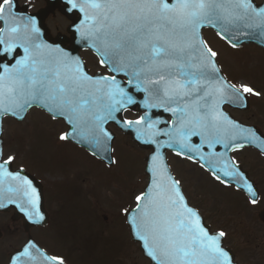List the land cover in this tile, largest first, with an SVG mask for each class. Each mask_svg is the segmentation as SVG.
Returning <instances> with one entry per match:
<instances>
[{"label": "snow or ice", "instance_id": "obj_1", "mask_svg": "<svg viewBox=\"0 0 264 264\" xmlns=\"http://www.w3.org/2000/svg\"><path fill=\"white\" fill-rule=\"evenodd\" d=\"M67 2L70 10L83 14L75 31L112 74L90 75L78 56L43 39L35 16L18 12L15 0H2L0 56L8 63L0 62V121L39 105L53 119L62 118L70 125L71 131L59 140L105 148L113 139L105 128L109 121L133 129L137 141L155 146L146 159L147 185L134 194V207L123 209L146 256L153 264H236L224 246L228 233L211 231L199 211L189 206L164 150L188 160L198 158L209 167L220 164L214 178L222 184L242 183L251 194L250 203L257 204L254 184L235 160L215 149L222 145L226 151H238L245 146L239 140L264 148V139L254 129L242 127L223 108L225 104L243 107L249 95L260 93L227 80L218 52L201 30L217 27L220 38L235 48L241 30L264 34V6L254 0ZM120 75L127 76V82L118 79ZM131 88L144 93L146 111L134 120L118 119L117 114L137 103ZM153 109L170 113L171 124L160 127L166 122L154 119ZM205 146L211 151H203ZM16 160L15 154L5 151L0 137V209L15 205L33 223L43 222L42 193L23 168L13 169ZM111 163L114 166L116 161ZM10 259L11 264H66L64 257L50 255L32 241Z\"/></svg>", "mask_w": 264, "mask_h": 264}, {"label": "flooded vegetation", "instance_id": "obj_2", "mask_svg": "<svg viewBox=\"0 0 264 264\" xmlns=\"http://www.w3.org/2000/svg\"><path fill=\"white\" fill-rule=\"evenodd\" d=\"M15 3L17 11L24 14L35 13L44 5L43 0H15ZM56 17H61L60 22H54ZM46 23L47 31L43 38H46L48 43L53 44L54 38L58 35H67L69 22L60 13L56 12L54 16L49 15ZM0 27H2V23H0ZM207 32L213 33L203 30V34ZM61 48L64 49V46L62 45ZM80 55L90 75L112 74L106 66L100 65V57L96 52L81 50ZM237 73H225V77L237 86L243 83L253 87L260 95H249L246 105L243 107L225 104L224 111L242 127L254 129L257 135L264 139V83L258 81L253 75ZM118 79L127 82L128 77L120 75ZM133 89L130 90L133 91ZM141 97L144 99V93ZM144 111L146 110L143 109ZM152 116L166 122L162 123L160 127L167 126L172 120L171 114L162 109H153ZM110 127L116 136L124 137L117 127L114 125ZM25 136L24 133L18 135V139H24ZM193 142L198 143L199 138L193 137ZM238 142L245 146L235 152L226 151L223 147V152L236 161L249 182L254 184L258 192V202L255 205L250 203L251 194L242 183L238 184L235 180H230L227 184H222L214 178L211 171L205 170L196 160H188L168 153V162L174 177L181 181L188 204L199 211L212 230L217 232L225 230L228 233L224 246L231 249L236 262L239 264H264V154L261 152L259 143L251 144L244 140ZM203 150L209 152L207 146ZM30 162L26 160L24 164L32 175L38 177V175L49 174L53 179L44 181L43 184L44 205L48 214L47 224L30 227L23 225L22 220L15 223L16 229L20 231L24 240L30 236L46 253L64 257L66 264H108L107 257H114L120 252L124 254L126 264H149L141 254V263L134 260L133 244L129 242L127 234L119 237V240L126 244L125 251L106 250L102 252L98 248H90L93 233H96L98 227L94 221L96 222L99 218L93 213L94 221L89 218L92 225L86 228L87 210L90 209L89 211L93 212L92 209L106 207L114 222L113 210L133 207L134 195L129 173L124 175L118 171L116 163L114 166L107 167L100 161L98 162L102 172L83 168L81 172L69 173V171L60 169L54 171L46 168L47 172L45 173L42 168L37 170L34 163L30 165ZM222 178L228 180L226 177ZM83 182L88 183V188ZM115 185L120 188L115 196L110 198L108 192L104 194V188H112ZM5 227L10 228L9 225H5ZM86 233L92 234L89 240L84 239ZM47 245L56 247V249H50ZM7 253H5V259ZM115 264H122V260L118 259Z\"/></svg>", "mask_w": 264, "mask_h": 264}, {"label": "rangeland", "instance_id": "obj_3", "mask_svg": "<svg viewBox=\"0 0 264 264\" xmlns=\"http://www.w3.org/2000/svg\"><path fill=\"white\" fill-rule=\"evenodd\" d=\"M60 20L61 17H56L54 22L57 23ZM207 41L218 52V63L220 68L225 70L226 73H237L239 70L237 74L253 75L258 81L264 83L263 50L248 44L240 49H232L217 39L213 34L207 37ZM12 122L14 121L4 119L3 125L5 130L3 136L6 145L5 151L17 156V160L15 161L16 165H23L28 160L31 161L29 163L30 165L34 163L35 165H33L37 170L42 168L45 173L47 169L54 171L60 169L73 173L81 172L83 168L102 172L100 163L89 156L87 152L66 141L59 140L58 137L65 132V126L60 121L52 119L42 110L38 108L30 109L22 125L16 126ZM23 133L26 134L25 138L18 139V135L20 136ZM146 154V151H140L124 137L118 138L113 144V158L117 162L118 171H121L124 175L126 173L130 174L129 178L132 180L131 188L133 195L139 193L145 183L144 156ZM48 176L52 178L51 175L48 174ZM85 187L88 188V183H85ZM103 190L104 194L108 192L110 198L115 196L119 191V189L115 190L110 187H106ZM89 210H87L85 215L86 228L92 225L90 224L89 218L93 220V213L99 218L96 222L93 220L94 224H98V227L96 228V233H93L94 236H92V240L90 241L91 245L102 252L106 250L125 251V242L118 240L120 236L122 237V235L127 234L119 208L112 211L115 217L114 222L106 207L92 209L93 212ZM103 217H106V219H103ZM7 222L8 216L0 214V228ZM8 225L11 229L5 226L2 227L3 237L0 240V264H5L2 257L5 253L4 251L18 247L24 239L20 231L16 229L15 224ZM49 235L51 236L50 233ZM90 235L92 234H87L84 239L89 240ZM113 239H115L117 245H115ZM47 246L50 249H56V247ZM133 249L134 260L141 263L140 253L136 245H133ZM118 259L122 260V264H126L124 254L121 252L117 253L114 257H107L108 264H115Z\"/></svg>", "mask_w": 264, "mask_h": 264}, {"label": "water", "instance_id": "obj_4", "mask_svg": "<svg viewBox=\"0 0 264 264\" xmlns=\"http://www.w3.org/2000/svg\"><path fill=\"white\" fill-rule=\"evenodd\" d=\"M261 6H264V4H262ZM70 9H71V5L68 4V7H66L67 15H68L69 19L72 21L71 26L74 27L75 25H78V24L80 23V21H81V19L83 18V16L80 14V12H79L78 10H75V9L70 10ZM43 10H44L43 12L47 13L49 10H51V8H49V7H45ZM64 12H65V11H64ZM78 14H79V17H77ZM215 28L217 29V27H215ZM245 33H247V34H245ZM71 34H72V36H73V35H75V34L78 35L79 33H77L75 30H72V31H71ZM76 42H77V46H76V48H81V47H84V46H85L83 40H80V39L77 38V39H76ZM235 42H237L238 46H240L243 42H245V43H249V42H250V43H253V44H255V45H257V46H259V47H261V48L264 49V34H261V33L259 32V30H256V29H253V30H247V29H245V32L242 34V36L240 37V39L237 38ZM76 50H77V49H76ZM0 62L8 63V59H5L4 57L0 56ZM34 106H38V107H40L39 105H34ZM40 108H42V107H40ZM42 109H43V108H42ZM44 110H45V109H44ZM27 111H28V110H27ZM27 111H26V112H27ZM45 111H46V110H45ZM26 112H24V113H20L19 116H11V115H9V116L13 117V118L16 119L17 121H21V120H23V118H24ZM46 112H47V111H46ZM47 113H48V112H47ZM48 114H49V113H48ZM120 114H121V113H120ZM120 114H117L118 119L120 118ZM64 121H65V120H64ZM1 122H2V121H0V129H1ZM65 123H66V121H65ZM116 123H117V122H116ZM66 124H67V123H66ZM118 124L121 125V126L123 127L122 124H120V123H118ZM67 125H68V124H67ZM68 126H69V130H68L67 132H70V131H71L70 125H68ZM105 128H106V127H105ZM123 131H124L125 134H129V135L131 136V139L137 144V146H138L139 148H141V149H144V148H145V149H151V150L153 151V148L155 147L154 145H145V144H142V143H140L139 141H137V140L135 139V131H134V130H131V129H128V128L123 127ZM0 137H1V130H0ZM70 142H73V143H75V144H77V145H79V146L84 147V148L87 149L91 154L97 156L98 158H100L101 160H103V161H105V162H108V163L111 162V144H112V140L107 142V146H106V148H105L104 145H101V146H98V147H94V146H92V145H90V144H87V143H81L79 140H72V141H70ZM216 148H218V149H217V152H222V148H221V147H216ZM164 151H167V150H164ZM151 153H152V152H151ZM146 159H147V158H145V162H146ZM145 167H146V166H145ZM214 170H215V169H214ZM145 172H146V171H145ZM25 174H27V173H25ZM146 174L148 175V173H146ZM27 175H29V174H27ZM29 177L33 179L35 185L37 186V188H38V189L40 190V192L42 193L41 186L37 183V181H36L33 177H31L30 175H29ZM41 205H42V212L45 214V212H44V207H43V196H42V200H41ZM11 209H14V218H13V219H15V218H17L18 216L21 215V216H23V217H21V218H23L24 221H26V222H28V223H32V221H30V220L25 216V214H24L23 212H21V211L15 206V205H9L7 208L0 209V212H9ZM45 217H46V215H45ZM126 223H127V225H128L129 232H130V234H131V236H132V241H133L134 243H138V244H139L138 248L143 252V255H144L145 257H147L146 254H145V252H144L143 249H142V242H138L137 238L134 236L132 230L130 229L127 220H126ZM1 236H2V233L0 232V238H1ZM29 241H30V240H28L27 243H28ZM27 243H26V244H27ZM26 244H25V245H26ZM25 245H24V246H25ZM24 246H23V247H24ZM23 247H22L21 249L15 251V252H13V253H10V254L8 255L9 264H11V259H10V257H14L18 252H20V251L23 249ZM147 258H148V257H147ZM148 259L150 260V258H148ZM150 261H151V260H150ZM151 263L153 264L152 261H151Z\"/></svg>", "mask_w": 264, "mask_h": 264}]
</instances>
